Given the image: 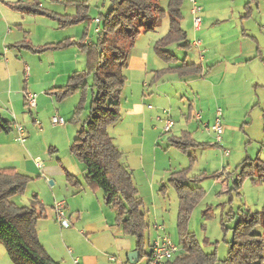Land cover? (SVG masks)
<instances>
[{"label":"rangeland","instance_id":"rangeland-1","mask_svg":"<svg viewBox=\"0 0 264 264\" xmlns=\"http://www.w3.org/2000/svg\"><path fill=\"white\" fill-rule=\"evenodd\" d=\"M77 1L87 5V17L61 30L71 32L76 42H96L102 32V24L101 22L96 24L94 20L101 18L108 11L111 0H41L40 2L46 10L52 9L62 15H75ZM197 2L201 7L199 14L201 24L198 29L193 27V14L190 11L189 1L183 0L181 6L183 19L180 27L186 32L190 47L182 48L171 44L166 49L178 59L176 65L182 64L181 61L184 60L186 63L202 65L203 70H208L213 64L216 70L224 72L222 87L212 91L213 88L202 77L197 83L185 84L182 94L173 91L172 106L168 105L165 108L169 119L173 121L171 128L164 132V122L156 121V116L147 118L146 131L144 136L140 137L136 135L130 122H134L135 119L124 115L125 97L130 93L129 86L139 75L136 72L128 73L127 65L123 70L126 80L120 98L121 119L113 124L116 126L115 142L123 153V159L120 161L125 162L127 158L129 159L127 162L130 163L129 167L133 171L132 176L138 180L140 175L137 173L139 169L137 165L140 161L136 165L138 161L136 153L140 152L143 164L148 169L146 171L150 173L149 179L154 175L159 181L152 191L149 182L146 181V185L136 186L135 181L138 196L142 200L141 210L144 211L147 223L143 244L145 255L137 264H143L150 249L149 241L155 235L157 237L165 234L173 244L178 245L176 215L179 203L175 190L167 183L170 171L186 169L189 176H197L196 182H189V185L202 187L205 192L191 212L187 230L195 235L205 252H216V264H224L229 243L233 238L232 229L240 217V210L253 213L261 211L264 207V185L252 182L250 177L240 179L245 162L250 159L264 161V0H197ZM168 25L169 18L166 16L155 30L138 35L129 51L127 64L142 51H147L150 57L148 64L150 69L155 67L160 69L170 65L171 63L162 61L154 53L152 42L155 36L166 34ZM194 41H199L201 46L194 45ZM72 46L78 52V60L86 61L85 53L78 50L76 43ZM85 65L78 69H85ZM170 78H176V75L168 72L162 74L159 79L160 85L167 86L163 81ZM86 80L87 98L80 115L81 119H84L88 113L92 95V75ZM153 87L154 83H150L146 89L151 90ZM136 88V91L140 92L141 88ZM80 93L76 92L68 98H76L77 105ZM217 95L219 97H216ZM66 100L68 99L56 101L65 103ZM145 106L146 110L155 107L149 100L145 102ZM217 108L222 110L220 142L216 141L215 134L205 126L207 122L212 126ZM65 109L67 108L63 105L62 112ZM197 114L201 116L200 120L195 119L194 116ZM59 116L63 117V114ZM69 120L67 119L65 123L70 128H74L75 124ZM126 124L127 129L124 127ZM154 126L158 132L152 130ZM110 130H112L111 126L108 127L109 133ZM180 131L190 132V136L198 145L189 146L185 151L180 150L173 141L175 137H180L182 134ZM140 142L142 146L139 145ZM66 147L64 142L62 154L67 153L77 166L82 168L81 162L70 152V148ZM53 154L51 152L50 155ZM161 172L162 176H160ZM239 179L241 182L237 185L235 181ZM162 183L166 184L163 192L160 191ZM29 188L27 186L24 192L13 196L12 200L17 205L29 206L32 200V195L27 196L30 193ZM99 192L102 194L101 191ZM154 225L162 226L164 231L155 230ZM255 231L262 232V227L258 226ZM0 264H13L1 242Z\"/></svg>","mask_w":264,"mask_h":264},{"label":"crops","instance_id":"crops-1","mask_svg":"<svg viewBox=\"0 0 264 264\" xmlns=\"http://www.w3.org/2000/svg\"><path fill=\"white\" fill-rule=\"evenodd\" d=\"M40 1L0 0V114L3 119L12 124L10 132L0 133V169L14 167L18 172L30 177L27 184L30 187V193L27 196L31 197L32 195V199L36 196L43 207L42 215L36 222L37 235L40 243L55 262L73 264V258H77L80 264H129L127 254L131 251H139L135 236L126 233L117 222L116 209L104 203L100 190H91L87 187L83 166L82 168L77 166L67 153L62 154V145L65 142L66 148H70V144L80 128V123H73L75 127L70 128L66 123L53 125L50 121V117L61 113L65 122L70 119L76 105V98L66 97L65 99L68 100L61 103L57 102L54 95L48 92L65 85L68 76L79 70V67L81 69L86 61L78 60V52L72 46L75 43L65 49H49L43 52H36L23 46V42L27 41L34 48L57 43L64 38H71L75 41L71 32H62L63 27H59L58 21L54 18V15L62 14L52 9H44ZM33 2L47 14L23 13L13 6L17 3L28 6ZM163 36L160 34L155 36L152 42L155 44ZM174 44L177 47H182L180 44ZM190 45L189 41V46L182 48H189ZM78 50L80 51L79 48ZM173 56L172 59L166 61L172 65L160 69L157 67L150 69L148 65L150 57L147 51H142L127 64V72L131 74L136 72L139 77L132 80L129 86L130 93H127L125 97L124 115L135 119L134 122L129 121L135 129L136 135L140 137H143L146 131V119L155 116L156 121L164 122L163 131L166 132L165 124L169 115L165 108L168 105L172 106L173 91L175 93L179 91L182 94L185 84L197 83L202 77L213 88L212 91L222 87L224 83V72L216 70L213 64L208 70H203L202 65H199L200 70L196 73H180L177 69H171L177 66L178 60L174 54ZM181 62L183 63L184 60ZM166 72L174 73L176 78L163 81L167 83V86L160 85L159 79ZM149 77L150 83H154L151 90L146 89L150 84L148 83ZM136 87L141 88L140 92L136 91ZM28 93L35 95L33 108L27 104L25 95ZM149 94L152 95L149 96ZM148 100L155 105L154 109L146 110L145 102ZM63 105L67 109L62 112ZM219 109L217 108L215 111L213 123ZM220 112L222 115L221 109ZM194 117L196 120L201 119L198 114ZM208 123L205 126L211 130ZM127 124L124 126L126 129ZM15 125H20L23 128L25 138L23 143L17 139L19 133L15 129ZM114 125H111L112 130L108 133L113 143L121 151L115 142L116 126ZM152 130L158 132L155 126ZM180 132L191 134L188 131ZM73 133H75L74 136ZM139 145L142 146V143L140 142ZM51 152L54 154L50 155ZM136 154L138 159L136 165L140 161L137 165L139 166L137 173L140 178L137 180L132 176L133 182L135 185V181L137 182L136 186H142L146 185L147 181L150 183L152 191L159 181L154 175L149 179L150 173L148 174L146 171L143 157L140 152ZM122 157L121 151L120 160L123 159ZM127 161H129L128 158L125 162H120L133 172ZM171 172L173 171L169 173ZM160 174L162 176V172ZM164 185L166 186L162 183L161 187ZM60 199L65 202V213L70 221L69 227H61L55 220L53 207H55V201ZM154 228L161 230L156 225ZM156 238L155 235L149 241L150 249L143 264L147 263L151 244ZM142 259L138 256L137 263Z\"/></svg>","mask_w":264,"mask_h":264},{"label":"trees","instance_id":"trees-1","mask_svg":"<svg viewBox=\"0 0 264 264\" xmlns=\"http://www.w3.org/2000/svg\"><path fill=\"white\" fill-rule=\"evenodd\" d=\"M182 3L183 0H111L108 11L98 18L102 32L96 42L82 43L64 38L60 42L37 48L30 46L28 41L23 42L25 48L36 52L65 49L76 43L85 53V69L74 71L68 76L65 85L48 93L61 101L81 92L69 120L80 123V128L69 150L85 169L87 187L102 192L104 203L116 209L117 222L126 233L135 236L140 259L144 255L143 233L147 228L145 214L141 210L142 200L138 196L132 172L120 162L121 151L113 143L108 127L120 117V97L125 84L123 70L138 35L155 30L161 20L168 16V30L155 42V54L169 61L174 56L166 49L168 45L177 43L182 47L189 46L186 34L180 27L183 19ZM13 6L23 13L47 14L35 2L28 6L18 3ZM76 6L75 15H54L59 27L75 24L87 17V5L77 1ZM171 69H177L180 73H196L200 67L183 62ZM89 75H92V95L88 113L81 119ZM11 126V122L0 114V133L10 132ZM173 141L183 151L189 146L198 145L186 132ZM169 174L167 183L175 190L179 203L176 215L179 241L177 254L165 264H216V252H205L195 235L187 230L191 212L205 194L202 187L189 185V182H196L197 176H189L186 169ZM247 177L254 183L264 185V161L250 159L245 162L240 179ZM29 179V176L14 167L0 169V242L13 264H60L48 255L39 241L36 222L42 215L43 207L37 197H33L29 206L17 205L12 200L13 196L24 192ZM240 179L235 181L237 185ZM165 187L162 186L160 191L163 192ZM258 226L262 227L260 233L255 231ZM232 231L233 238L223 263L264 264V207L253 213L240 210V217Z\"/></svg>","mask_w":264,"mask_h":264},{"label":"built area","instance_id":"built-area-1","mask_svg":"<svg viewBox=\"0 0 264 264\" xmlns=\"http://www.w3.org/2000/svg\"><path fill=\"white\" fill-rule=\"evenodd\" d=\"M190 3V11L193 14V27L195 29H198L201 24V17L199 16L201 12V7L199 6L197 0H188ZM96 24H99V19L94 20ZM96 31L98 29L96 28ZM194 45L200 46L199 41H194ZM26 101L29 107L33 108L35 106V95L33 94H26ZM51 123L53 125H62L65 123L64 119L59 116L58 114H55L51 117ZM173 125V121L170 119H167L165 124V131L171 128ZM221 112L220 109L216 112L214 123L211 126V131L215 134V139L217 142H220L221 137ZM15 129L19 133L18 140L23 143L25 141V138L23 136V128L20 125H15ZM55 207H53L55 212V220L61 227H69L70 221L66 216L65 213V202L64 200H56ZM158 229L163 230L162 226L156 225ZM151 250L149 257L147 258L148 261L146 264H165L166 261L172 259L177 254L178 246L176 244H173V242L165 235H158L157 238L154 240L153 244H151ZM73 264H80L77 258H73Z\"/></svg>","mask_w":264,"mask_h":264},{"label":"water","instance_id":"water-1","mask_svg":"<svg viewBox=\"0 0 264 264\" xmlns=\"http://www.w3.org/2000/svg\"><path fill=\"white\" fill-rule=\"evenodd\" d=\"M139 251H131L127 254V259L129 264H136L138 261Z\"/></svg>","mask_w":264,"mask_h":264}]
</instances>
